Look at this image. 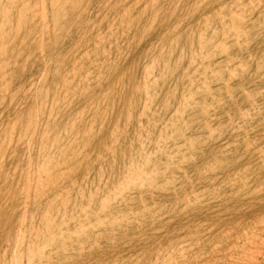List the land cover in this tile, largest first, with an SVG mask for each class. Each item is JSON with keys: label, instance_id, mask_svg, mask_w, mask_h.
Listing matches in <instances>:
<instances>
[{"label": "rangeland", "instance_id": "rangeland-1", "mask_svg": "<svg viewBox=\"0 0 264 264\" xmlns=\"http://www.w3.org/2000/svg\"><path fill=\"white\" fill-rule=\"evenodd\" d=\"M50 1L44 40L36 37L42 24L29 15L12 33L6 25L0 41V59L6 61L5 76L0 77V257L11 254L24 174L40 157L38 145L51 107L44 97L53 94L57 83L51 72L60 61L70 64L73 53L88 45L92 55L104 60L106 71L80 84L85 89H77L72 101L61 104L55 129L62 135L66 121H79L80 114L89 119L96 110L89 124L83 119L92 131L76 130L85 150L108 141L116 120L125 145L100 163L75 168L77 178L89 172L85 177L90 182L84 180V196L67 205L68 211L76 219L85 211L107 217L85 221L87 226L77 229L67 224L63 236L47 238L46 244L41 238L40 248L46 246L40 249V264H264V165L257 163L264 150V15L259 12L264 11V0L255 1L259 7L243 41L229 42L226 50L207 48L213 55L210 64L217 69L214 76L208 75L211 93L176 115L180 72L187 65L184 52L196 42L188 25L202 14H212L218 2L230 0H68L72 2L58 15ZM33 5L31 1L25 11ZM96 33L103 37L99 44L92 40ZM169 33L175 36L171 43ZM41 47L53 54L54 63L45 73ZM153 56L158 62L152 75L160 65H174L175 70L151 83L152 106L145 108L148 96L134 84L143 81ZM229 56L245 62L234 76L224 68ZM227 78L228 95L217 82ZM251 98L257 106L250 105ZM100 102L107 107L101 103L96 109ZM34 114L38 122L29 147L25 141ZM143 128L148 130L146 145L137 148ZM65 137L63 133L61 139ZM132 164L140 166L137 176L123 177ZM99 184L109 188L89 196ZM27 189V220L38 224L45 199L34 206L39 188L31 183ZM255 230L260 236L253 235ZM27 255H22L23 264L29 262Z\"/></svg>", "mask_w": 264, "mask_h": 264}, {"label": "bare ground", "instance_id": "bare-ground-1", "mask_svg": "<svg viewBox=\"0 0 264 264\" xmlns=\"http://www.w3.org/2000/svg\"><path fill=\"white\" fill-rule=\"evenodd\" d=\"M31 1L34 5L32 9L27 12L25 10L29 8L28 6L31 5ZM255 1L259 0H230V2H218L216 6H214L212 14H202L199 17L198 22L188 25L189 33L195 36L196 42L195 44L192 43L193 46L188 51L184 52V56L187 58V65H184L181 68L182 72H180V74L183 76H180L182 79V91H180L181 97L179 99L177 98L176 102L178 103L175 105L176 108L173 113L174 115H176V113H180L181 111L183 112L184 109L197 104V101L200 99L202 94L206 97L211 93V86L208 83V75L214 76L217 69L212 67V64H210L212 61L211 57L213 55L211 50L207 48L213 47L215 50L219 49V47H222L224 50H226L228 48H226L225 45L229 42L233 41L239 43L243 41L244 37L247 36L245 35L247 29L250 27L252 28L251 24L249 23L252 21V16L256 14L259 7V3L258 5H255ZM71 2L72 1L68 0H51L50 4L54 9L55 15H58L61 14L65 10L66 6ZM259 12L261 15H264L263 10ZM11 13L14 14V18L12 20L9 19V15ZM29 15L32 20L36 19L39 21V23L42 24V26L40 27L42 29L39 30L36 34L37 39L41 42V40H44L46 33L45 28L46 26H48V24H46V0H0V41H2V36L5 35L3 29L6 25L9 26L8 30L12 33L18 29L20 22L24 20L25 17H29ZM261 24L262 22H260V25ZM100 35V33H96V39H92L95 44H99L103 41V37ZM261 36L263 37V34ZM166 37V39H168L170 43L175 39V36H173L172 33L167 34ZM1 44L2 43H0V54L2 49H4V45ZM159 47V50H163L165 47V43H161ZM205 50L206 52H204ZM55 54H57V52H55ZM39 55L42 67L44 69L43 73L49 72L52 66L51 64L54 63V61H52L53 54L45 51L44 48L41 47L39 48ZM58 56L59 55H57V57ZM262 57H264V53L262 54ZM157 59V57L153 56L150 61L146 63L143 72V81L134 84L135 88L142 90L143 94H146V96H148L143 100V106L145 108H149L152 106V99L149 97L151 93L149 90V88L151 87V83L157 82V79L165 71L166 72L161 77H164L165 75H168L175 70L174 65H160L161 69L159 70V72L155 75H152L153 71L151 72V70L153 66H156L158 62ZM236 60L237 59H235L234 57L229 56L228 59L224 61V68L226 69L228 74L233 76L235 72L238 71L236 70L238 69V67H241L240 69L245 68V62ZM69 62L70 64H66V66H64L60 61L59 64H56V69L51 72L52 77H55L57 79V83L55 84L56 86L54 88L53 94H45L44 97V102L47 101L49 105H51V107L47 122L44 123L40 143L38 145L40 157L35 162L29 161L30 163L27 166V171L25 174L23 173L25 175L24 179L26 183L24 182V185L20 189V216L18 218V223L14 226L13 238L11 239V242L9 244V250L11 254L8 259L0 257L1 264H23V260L21 258L24 253L28 254V264H40V249L42 247H45L46 245L44 244L49 242V239L47 238H51L56 235L63 236L65 234V225L73 223V227L77 229L79 227L87 226L85 221L96 220L97 222H99L101 220H105V218L107 217L105 215L100 216L99 214H95L94 212L88 213L87 211H85L83 217L76 219L70 214L67 209V205H74L73 203H75L76 198L84 196V192L82 190V186L83 184H85L84 180L86 183L90 182V179L88 177H85V175L87 176L89 172H86L84 177L82 176L81 178H77V176L73 175V173H75V168H78L81 165L86 166V164L88 166L92 162L100 163L104 161V159L108 156L113 155L116 148H122V146L125 145V140L121 139L122 135L124 134L122 126H119L116 120L114 127L115 129L110 134L108 141H103L102 145L97 149H92L91 151L85 150L86 144L81 141L80 136L78 135L76 130H80L83 133H90L92 131V128H90V126H85L87 125L85 123V120H88L89 124L93 118H96V110L94 116H91L89 119H85V115L80 114L79 121H66V124L62 127L64 129L63 133L66 137L65 139H61L63 133L61 135L59 130L55 129L58 126L57 119H59V114H61L60 112H62L61 104H63V102L68 103L69 101H72L77 89H85V87L80 86V84H86V80L89 81L90 78L96 77L97 75L99 78V76L101 74H104V72L106 71L104 60L100 58L98 59L96 56L92 55L91 48L88 45L80 48L77 52L73 53V55L69 59ZM5 65L6 61L0 59V77L2 75L5 76V73H3L5 70ZM167 70H169V72ZM227 79H219L217 81L219 86L225 90L226 95H228L230 92L229 80L231 78ZM138 84L141 85L139 86ZM61 88L64 89L62 97L59 96V94H62V91L60 90ZM171 91L172 90L167 91L166 95H168ZM63 98L64 100H62ZM101 103L103 102H100L99 104L96 103V109L100 107ZM255 104H257V101L255 100V98H251L250 105L257 106ZM103 106L107 107L104 103ZM53 114L56 118L53 117ZM37 116L35 114L33 115V117L36 118L34 120L32 119L30 122V126H32V128H29L30 135H27L25 141L26 145H28L29 147H31V134L37 126ZM146 133H148V130L144 128L138 131V135L136 137L137 148H143L146 145V141H144ZM132 142V140L129 142L130 146L132 145ZM74 145L76 146V148H74ZM154 145H157V143H155ZM142 155L148 156L149 154L141 153V156ZM131 161L130 163H132ZM144 161L146 160H143V162ZM68 163H71L73 166H65V164ZM257 163L264 165V150L258 153ZM139 169L140 166L132 164V166L129 167V171L126 170L127 172L125 175H123V177L132 178L134 176H137L136 174L138 173ZM237 175L236 173H234L233 176L236 177ZM31 183H33V185L37 189L39 188V192L36 196L37 200H35V197L33 200L34 206H37L40 201L43 200V198L45 199V201L43 208L39 212L40 217L38 219V224H35L33 220L29 225V221L27 220V202L30 195L27 188ZM245 184L246 182L244 181L241 183V185ZM102 187L103 186L101 184L97 185V187H92L93 189L89 191V196H92V194H94L95 192L101 191ZM108 188L103 187V191L107 190ZM45 189H47V191L49 192H47L48 195L43 194L45 192ZM78 210L79 212H81L82 209ZM259 232V230H255L253 235L255 234L256 237V235L258 236ZM41 238H44V240L42 239V242H44V244H42V247L40 248L42 242L40 243L38 241ZM256 239L254 238V240ZM34 257H38V259H35Z\"/></svg>", "mask_w": 264, "mask_h": 264}]
</instances>
